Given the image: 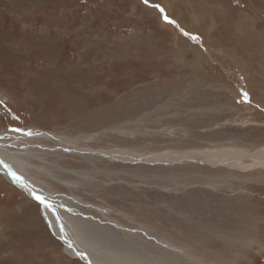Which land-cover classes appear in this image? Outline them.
Listing matches in <instances>:
<instances>
[{
	"label": "rangeland",
	"instance_id": "obj_1",
	"mask_svg": "<svg viewBox=\"0 0 264 264\" xmlns=\"http://www.w3.org/2000/svg\"><path fill=\"white\" fill-rule=\"evenodd\" d=\"M13 129L128 150L42 153L29 174L151 252L198 264L158 235L209 264H264V0H0V132ZM218 150L234 163L137 156ZM32 197L0 173V264H85Z\"/></svg>",
	"mask_w": 264,
	"mask_h": 264
},
{
	"label": "bare ground",
	"instance_id": "obj_2",
	"mask_svg": "<svg viewBox=\"0 0 264 264\" xmlns=\"http://www.w3.org/2000/svg\"><path fill=\"white\" fill-rule=\"evenodd\" d=\"M26 133L31 134L28 135ZM5 137H10L11 139H6ZM39 137L46 139L53 138L49 133L38 129L0 132V173L10 183L29 193L31 196L35 194L44 197L46 204H41V212L53 233L64 241V250L66 252L84 260L85 264H170V262L173 264H184L173 260V257L170 258L166 255L151 252L147 244L138 236L135 229H130L115 218L106 216L103 207L100 205L92 204L98 211L104 212V218L95 217L89 212L78 208L75 204L78 205L83 202L77 196L60 193L52 189L50 185L29 174L31 170L41 172L42 167L31 163L29 158H43L42 153L62 155V153L71 152L81 154L85 158L105 156L121 159V157H131V153L128 150L120 148L89 149L76 146L74 142L69 146L64 145V142L59 145L35 144L32 138L36 139ZM34 145H37L39 150L33 151L29 149V147ZM213 153H216L220 157L212 158ZM258 153L264 155V150L253 154ZM209 155L210 158H204L201 151H169L137 156L155 161H178L185 158H191V160L200 158L209 161L218 159L219 161L223 160L228 163H234V158L237 156V154L229 150L212 151ZM133 158L136 157L133 156ZM11 173H15L21 179L14 180ZM51 175L56 176L54 173H51ZM32 198L35 199V197ZM92 205L90 204V206ZM150 237L154 238L153 244L155 247L165 248L168 251H176L182 255L186 254V258H191V260L198 264H209L185 253V250L168 242L163 236L152 235ZM136 242H139V244ZM143 248L149 256L155 257V260L149 261L141 251Z\"/></svg>",
	"mask_w": 264,
	"mask_h": 264
},
{
	"label": "snow or ice",
	"instance_id": "obj_3",
	"mask_svg": "<svg viewBox=\"0 0 264 264\" xmlns=\"http://www.w3.org/2000/svg\"><path fill=\"white\" fill-rule=\"evenodd\" d=\"M144 2L147 4L148 3V0H144ZM157 7H159L158 5H157ZM161 11H163V9H160ZM165 18V20L168 22V23H175V21H172V20H169V18L167 17V16H165L164 17ZM185 36H189V33H187V32H184L183 33ZM192 40H198L199 39V37H197V36H191L190 37ZM247 93H244V97H245V100H247ZM13 131H20V129H13ZM26 134H28V135H30L31 133H26ZM11 175L13 176V179L14 180H20L21 178L19 177V176H17L15 173H11ZM34 197H35V199L36 200H38L41 204H46V201H45V199H44V197H42V196H39V195H35L34 194ZM47 206H50V205H47ZM69 246H71V245H69Z\"/></svg>",
	"mask_w": 264,
	"mask_h": 264
},
{
	"label": "water",
	"instance_id": "obj_4",
	"mask_svg": "<svg viewBox=\"0 0 264 264\" xmlns=\"http://www.w3.org/2000/svg\"><path fill=\"white\" fill-rule=\"evenodd\" d=\"M34 197V196H33Z\"/></svg>",
	"mask_w": 264,
	"mask_h": 264
}]
</instances>
